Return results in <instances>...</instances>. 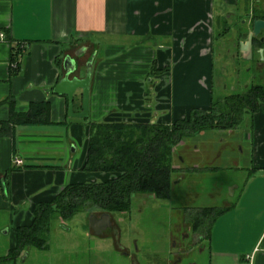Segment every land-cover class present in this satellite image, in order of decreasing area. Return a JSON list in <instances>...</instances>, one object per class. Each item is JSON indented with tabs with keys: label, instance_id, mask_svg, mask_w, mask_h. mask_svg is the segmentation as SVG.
Returning a JSON list of instances; mask_svg holds the SVG:
<instances>
[{
	"label": "crops",
	"instance_id": "obj_1",
	"mask_svg": "<svg viewBox=\"0 0 264 264\" xmlns=\"http://www.w3.org/2000/svg\"><path fill=\"white\" fill-rule=\"evenodd\" d=\"M247 7L264 12V0H0V254L16 248L17 229L33 224L37 205L66 186L105 180L84 171L93 123L171 125L208 111L215 28L224 39L229 17ZM68 57L78 68L70 79H85L93 60L86 119L76 116L82 90L75 116L68 96L55 92ZM39 105L48 106L41 124L10 122ZM245 116L249 180L213 225L212 264H264V104ZM178 161L176 149L175 169Z\"/></svg>",
	"mask_w": 264,
	"mask_h": 264
},
{
	"label": "rangeland",
	"instance_id": "obj_2",
	"mask_svg": "<svg viewBox=\"0 0 264 264\" xmlns=\"http://www.w3.org/2000/svg\"><path fill=\"white\" fill-rule=\"evenodd\" d=\"M229 18L231 24L227 28L236 30L238 21L244 17ZM220 28H215L214 75L220 66L224 72L218 82L220 88L213 89L212 104L221 98L225 100L236 81L234 65L217 62V55L224 57L228 48L235 53L232 44L237 42V36L231 33L222 39L218 36ZM208 84L211 85L209 81ZM222 85L227 87L225 91L220 90ZM199 86L206 89L205 85ZM247 118L232 130H210L182 141L176 148L182 161L176 162L179 167L172 176L169 198L134 195L131 211L110 214L113 228L100 237L90 226L95 214L82 212L68 221L55 214L50 222L46 250L32 246L20 252L10 249L0 254V264H212L210 238L195 232L190 216L203 208L222 209L239 203L251 166L250 145L244 133L248 132ZM103 214L106 213H96ZM115 235L119 236L124 250L134 256L135 263L115 247L117 243L112 240Z\"/></svg>",
	"mask_w": 264,
	"mask_h": 264
},
{
	"label": "trees",
	"instance_id": "obj_3",
	"mask_svg": "<svg viewBox=\"0 0 264 264\" xmlns=\"http://www.w3.org/2000/svg\"><path fill=\"white\" fill-rule=\"evenodd\" d=\"M264 104V89L254 96H231L213 104L208 111L194 110L186 119L171 125L140 123H93L88 139L84 171L107 175L104 181L66 186L54 201L36 206L30 227L17 229V251L27 247L46 250L50 222L57 214L63 221L77 214H126L134 195L157 199L170 197L173 157L182 141L210 130H232L246 112L255 113ZM29 116L12 115L16 125L41 124L47 105H39ZM229 208H203L190 216L196 233L210 238L215 221Z\"/></svg>",
	"mask_w": 264,
	"mask_h": 264
},
{
	"label": "flooded vegetation",
	"instance_id": "obj_4",
	"mask_svg": "<svg viewBox=\"0 0 264 264\" xmlns=\"http://www.w3.org/2000/svg\"><path fill=\"white\" fill-rule=\"evenodd\" d=\"M247 8V13L243 16L244 18H241L240 21H238L239 28L236 30L233 28H228L229 32H233L235 33V36H237V42H234L232 44V48H234L236 52L233 53L231 52L232 50L228 48L226 50L227 54L221 58L220 63L222 64V62H226L227 64L228 62V64L232 63L234 65L233 73L236 81L234 83L235 85L232 86V93L227 95L225 98L231 96L252 97L254 95L259 94L264 89V30H262L257 37L253 38L251 57L249 56V54L242 53L240 51V43H246L249 40V35L253 33L254 20L258 19L264 21V15H259L258 13L254 12L253 9H250L249 7ZM261 50L263 51V53H261ZM223 72L224 70L221 69L220 66L219 70H217V75L214 77L215 80L213 81V84L214 87H217L218 89L220 88L218 87V82L220 79H222ZM226 89L227 87L225 85H222V89L220 90L225 91ZM239 89H242L243 91ZM220 100L223 101L222 98ZM112 228L113 223L111 219V227L108 228L103 233V235ZM112 240L114 241V243H117V246L115 245V247L121 251V254L130 256V253L124 250V247L122 246L121 241L119 240V236L117 237L115 235ZM130 258L132 262L135 263L134 256H130Z\"/></svg>",
	"mask_w": 264,
	"mask_h": 264
},
{
	"label": "water",
	"instance_id": "obj_5",
	"mask_svg": "<svg viewBox=\"0 0 264 264\" xmlns=\"http://www.w3.org/2000/svg\"><path fill=\"white\" fill-rule=\"evenodd\" d=\"M264 30V21L263 20H254L253 22V33L249 35V40L245 43H240V51L242 53L249 54L251 57L252 55V41L254 37H257L260 32ZM261 53L263 51L261 50ZM93 60H91L86 68V78L81 80L77 77L70 79L72 75H74L77 71V63L74 59L68 57L65 60L64 67L66 71V76L63 81L60 82V84L57 86L55 92L59 94H66L69 98V115H72L73 111V105H74V97L78 90H82L83 93V102H82V108L83 112L78 116L79 118L86 119L89 116V99H90V82L92 78V66ZM234 192H232L233 194ZM90 226L95 235L102 236L103 233L111 227V215L110 214H103L101 217H98L97 215H92L90 219Z\"/></svg>",
	"mask_w": 264,
	"mask_h": 264
},
{
	"label": "built area",
	"instance_id": "obj_6",
	"mask_svg": "<svg viewBox=\"0 0 264 264\" xmlns=\"http://www.w3.org/2000/svg\"><path fill=\"white\" fill-rule=\"evenodd\" d=\"M6 39V36H5V34H0V41L1 40H5ZM17 68V65H14V69H16ZM14 164L16 165V166H18V167H21V166H23L24 165V162H23V160L22 159H20V158H16V159H14ZM263 177H264V175H263Z\"/></svg>",
	"mask_w": 264,
	"mask_h": 264
}]
</instances>
